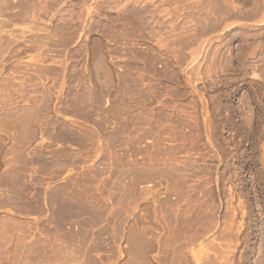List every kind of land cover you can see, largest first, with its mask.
Instances as JSON below:
<instances>
[{
    "label": "rangeland",
    "instance_id": "obj_1",
    "mask_svg": "<svg viewBox=\"0 0 264 264\" xmlns=\"http://www.w3.org/2000/svg\"><path fill=\"white\" fill-rule=\"evenodd\" d=\"M263 57L264 0H0V264H264Z\"/></svg>",
    "mask_w": 264,
    "mask_h": 264
},
{
    "label": "bare ground",
    "instance_id": "obj_2",
    "mask_svg": "<svg viewBox=\"0 0 264 264\" xmlns=\"http://www.w3.org/2000/svg\"><path fill=\"white\" fill-rule=\"evenodd\" d=\"M262 46V45H261ZM260 47V46H259ZM259 49V48H258ZM262 49H263V47H262ZM262 49H260L259 51H261ZM261 53V52H260ZM259 55H261V54H259ZM261 58V57H260ZM264 58V57H263ZM259 59V58H258ZM262 59V58H261ZM260 59V60H261ZM262 65V64H261ZM244 66V65H243ZM258 66V65H257ZM260 66V65H259ZM258 66V67H259ZM246 67V66H245ZM244 68V67H243ZM256 68V67H255ZM259 68H261V67H259ZM263 68V67H262ZM245 69V68H244ZM260 70H261V72H262V69H258V71L257 72H259L260 73ZM264 70V69H263ZM253 72V71H252ZM264 72V71H263ZM245 73V72H244ZM255 73V72H254ZM254 73H252V74H254ZM257 76H254V77H258V76H261V75H259L258 73L256 74ZM264 77V76H263ZM262 76H261V81H263L262 80V78H263ZM260 79V78H259ZM264 79V78H263ZM258 83V82H257ZM260 83V82H259ZM261 84V83H260ZM264 84V83H263ZM259 85V84H258ZM260 87V86H259ZM259 87H256V88H259ZM261 88H263V86H262V84H261ZM261 88H259V90L261 89ZM259 90H258V92H259ZM262 90H264V89H262ZM262 90H260V91H262ZM257 92V91H256ZM262 93V92H261ZM257 94H259L260 95V93H257ZM263 94V93H262ZM258 97V96H257ZM260 97H261V95H260ZM262 100V99H261ZM264 101V100H263ZM264 104V103H263ZM262 196V195H261ZM260 197V196H259ZM262 199H263V201H264V198H263V196H262ZM264 206V205H263ZM263 210H264V208H263Z\"/></svg>",
    "mask_w": 264,
    "mask_h": 264
}]
</instances>
